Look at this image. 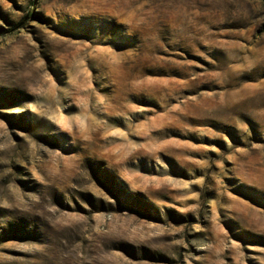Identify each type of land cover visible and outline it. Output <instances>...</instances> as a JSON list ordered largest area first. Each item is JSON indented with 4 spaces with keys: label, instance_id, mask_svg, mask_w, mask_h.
I'll use <instances>...</instances> for the list:
<instances>
[{
    "label": "rangeland",
    "instance_id": "obj_1",
    "mask_svg": "<svg viewBox=\"0 0 264 264\" xmlns=\"http://www.w3.org/2000/svg\"><path fill=\"white\" fill-rule=\"evenodd\" d=\"M0 264H264V0H0Z\"/></svg>",
    "mask_w": 264,
    "mask_h": 264
}]
</instances>
